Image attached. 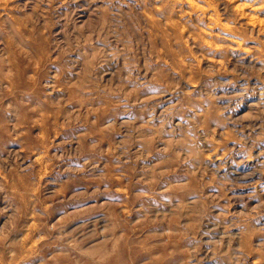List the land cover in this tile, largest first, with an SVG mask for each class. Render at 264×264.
Masks as SVG:
<instances>
[{
  "label": "rangeland",
  "instance_id": "rangeland-1",
  "mask_svg": "<svg viewBox=\"0 0 264 264\" xmlns=\"http://www.w3.org/2000/svg\"><path fill=\"white\" fill-rule=\"evenodd\" d=\"M93 250L264 264V0H0V264Z\"/></svg>",
  "mask_w": 264,
  "mask_h": 264
},
{
  "label": "bare ground",
  "instance_id": "bare-ground-1",
  "mask_svg": "<svg viewBox=\"0 0 264 264\" xmlns=\"http://www.w3.org/2000/svg\"><path fill=\"white\" fill-rule=\"evenodd\" d=\"M78 251V250H77ZM85 254H82V255H80L79 256V258H81L80 260H85V261H89V259H91L92 257H94V256H97L98 255V253L99 252H97L96 250H93V251H91L90 253H86V252H84ZM80 254V253H79ZM65 258V257H64ZM83 258V259H82ZM55 259V258H54ZM78 259V258H77ZM56 260V259H55ZM156 261V260H155ZM113 262V261H112ZM63 263V262H62ZM88 263H90V264H93V259L92 260H90V262H88ZM43 264V263H42ZM49 264V263H48ZM55 264V263H54Z\"/></svg>",
  "mask_w": 264,
  "mask_h": 264
}]
</instances>
